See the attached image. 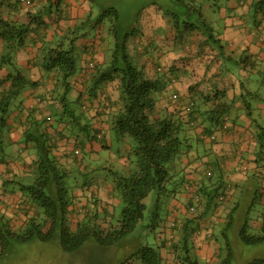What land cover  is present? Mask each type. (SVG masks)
Returning a JSON list of instances; mask_svg holds the SVG:
<instances>
[{"label":"crops","instance_id":"0c3cea01","mask_svg":"<svg viewBox=\"0 0 264 264\" xmlns=\"http://www.w3.org/2000/svg\"><path fill=\"white\" fill-rule=\"evenodd\" d=\"M31 1L0 0V14L6 19L30 22L31 16L44 9L48 0ZM61 1L62 11L54 7L37 21L34 19L28 42L16 57V69L36 83L28 86L12 106L6 162L0 163V215L18 230L32 218L44 217L21 187L35 178L36 153L24 135L32 122H43L56 145L54 153L63 165L70 168V155L79 149L78 157L85 162L81 174L86 173L85 165L90 167L89 175L83 176L88 184L74 190L69 213L73 228L86 213L95 211L102 215L100 222L104 226L110 224V214L120 202L110 171L125 172L131 168V139L117 141L111 132L109 113L118 108L119 83L102 84L93 101L88 95L91 80L112 59L111 18L100 20V15L114 7L113 0H105L108 7L101 5L100 0ZM192 1L201 7L205 27L177 26L174 13L183 14L182 5L177 0H153L128 31V50L134 61L148 76L159 81L154 113L168 114L184 124L185 143L173 189L163 204L164 221L150 242L160 247L163 264H183L180 249L176 251L174 246L183 227H196L195 256L206 264H217L221 232L229 215L233 213L241 221L250 216L259 228L264 208V147H259L257 139V125L264 126V9L255 12L256 0ZM80 25L77 71L70 79L68 98L71 107L85 114L91 132L88 136L79 133L78 137L67 138L63 136L66 123L58 117L64 109L63 87L59 73L41 63L42 48ZM4 47L0 38V54ZM10 71L1 70L0 80ZM4 86H9V82ZM244 97L250 103L249 109ZM208 171L213 172V177H208ZM220 172L228 197L215 209H207L203 196L197 211L191 212L199 193L220 186ZM254 196L261 201L250 207ZM175 222L180 225L179 230L173 228ZM53 244L59 255L69 258L67 264H140L130 258L139 244L136 239L111 248L90 242L77 255H68L58 241ZM95 252L101 255H93Z\"/></svg>","mask_w":264,"mask_h":264},{"label":"trees","instance_id":"16d2710c","mask_svg":"<svg viewBox=\"0 0 264 264\" xmlns=\"http://www.w3.org/2000/svg\"><path fill=\"white\" fill-rule=\"evenodd\" d=\"M61 2L48 0L45 8L35 17L31 16L32 21L27 23L6 19L0 14V38L5 46L0 54V71L5 68L12 69L6 78L0 80V163L6 162L12 106L28 86L36 84L25 73L16 69V57L28 42L32 23L37 21L38 17L40 19L44 14L50 13L54 7L62 11ZM177 2L183 8V14L174 13L177 26L181 24L187 29L206 26L201 7H196L192 0ZM253 8L256 13L262 11L264 0H256ZM194 14L196 16L192 18ZM107 18H111L114 38L112 59L102 72L93 77L88 87V95L93 101L97 98L102 84L119 83L118 108L109 113L111 132L115 140L120 141L129 137L132 143L131 168L125 172L110 171L114 193L120 200L119 205H116L114 212L110 214L108 226L100 222L102 215L95 211L86 213L73 228L69 213L75 198L74 190L79 185L88 184L86 177L83 176L89 175L90 167L85 165L86 173L80 180L81 165L85 164L78 157L81 154L80 150L76 149L75 153L70 155L71 166L68 168L54 153L56 145L43 128V122H32V127L27 129L24 135L25 141L31 144L36 153L35 178L31 183H23L21 187L31 202L42 210L44 217H34L27 226L18 230L13 229L8 218L0 215V260L12 253L16 244L28 242L58 241L64 252L77 255L90 242L101 248H111L122 245L128 239H136L139 244L131 253V259H136L140 264H163L160 247L150 242L164 221L163 204L173 189L172 183L180 164L179 156L185 143L182 134L184 124L168 114L154 113L160 89L159 81L148 76L145 69L136 64L131 56L128 50L130 35L122 31L121 11L116 7L105 9L100 15V20ZM81 27L82 25L68 30L63 38L45 44L42 48L41 63L46 69H54L59 73V82L63 87L61 102L64 109L58 117L60 122L66 123L67 130L63 136L67 138L78 137L79 133L88 136L91 132V124L89 125L85 119V114L71 107L68 98L71 89L70 79L77 71L76 43L81 34ZM8 82L9 86H4ZM244 101L249 109L250 103L246 97ZM195 111L192 115L196 113ZM84 119L86 122L83 123ZM193 120L192 118L191 121ZM257 126L258 144L263 148L264 126L260 124ZM219 174L220 186L213 190L204 189L199 193L200 201L194 209H190L191 212L197 211V205L201 203L203 196L207 202V209H215L220 201H225L228 197V191L222 183L223 173ZM208 177H213L212 171H208ZM147 199L150 202H147ZM257 200L261 201L254 196L250 207ZM95 203L98 204V199ZM249 212L250 210L246 211V215ZM246 219L243 222L233 213L229 215L221 232L222 247L217 264H264V208L262 225L259 228L251 222L250 216ZM178 225V222H175L173 228L179 230ZM183 228L180 240L174 243L176 251L177 248L180 249L183 264H206L193 252L195 247L193 233L196 227ZM256 248L260 249V254H256L254 251Z\"/></svg>","mask_w":264,"mask_h":264},{"label":"rangeland","instance_id":"374dc122","mask_svg":"<svg viewBox=\"0 0 264 264\" xmlns=\"http://www.w3.org/2000/svg\"><path fill=\"white\" fill-rule=\"evenodd\" d=\"M151 1L153 0H113V6L121 11L123 32L130 30L132 22L137 20L144 7ZM100 4L108 7L105 0H100ZM82 176L83 174L79 176L80 180L83 179ZM254 251L256 254H260L259 248ZM93 255H101V253L95 252ZM68 259L67 256L58 254V250L52 242L36 241L16 244L13 252L0 260V264H67ZM68 264L71 263L68 262Z\"/></svg>","mask_w":264,"mask_h":264},{"label":"built area","instance_id":"2783aa9c","mask_svg":"<svg viewBox=\"0 0 264 264\" xmlns=\"http://www.w3.org/2000/svg\"><path fill=\"white\" fill-rule=\"evenodd\" d=\"M94 65L92 64V66L91 67H93ZM214 137V136H213ZM197 200H199V198L197 199ZM192 209H194V207L192 208Z\"/></svg>","mask_w":264,"mask_h":264},{"label":"clouds","instance_id":"9594fccd","mask_svg":"<svg viewBox=\"0 0 264 264\" xmlns=\"http://www.w3.org/2000/svg\"><path fill=\"white\" fill-rule=\"evenodd\" d=\"M198 198H199V200H198V202H199V201H200V197H198ZM193 207L195 208V206H193ZM193 207H192V208H193Z\"/></svg>","mask_w":264,"mask_h":264}]
</instances>
